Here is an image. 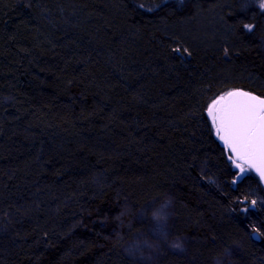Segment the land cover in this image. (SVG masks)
Here are the masks:
<instances>
[{
  "label": "trees",
  "instance_id": "trees-1",
  "mask_svg": "<svg viewBox=\"0 0 264 264\" xmlns=\"http://www.w3.org/2000/svg\"><path fill=\"white\" fill-rule=\"evenodd\" d=\"M235 88L264 95L251 0H0V264H136L156 199L189 238L158 264H264V187L206 112Z\"/></svg>",
  "mask_w": 264,
  "mask_h": 264
},
{
  "label": "snow or ice",
  "instance_id": "snow-or-ice-1",
  "mask_svg": "<svg viewBox=\"0 0 264 264\" xmlns=\"http://www.w3.org/2000/svg\"><path fill=\"white\" fill-rule=\"evenodd\" d=\"M251 2L258 3L259 10L264 12V0ZM140 7L143 8V5ZM253 27L252 24L243 25L248 31ZM173 51L181 55L183 53L191 55L186 48L183 49V53L179 47ZM224 55L226 57L229 55L228 49L224 50ZM207 114L216 135L232 154L229 159L240 170L237 175L252 169L264 181V95H255L251 91L235 88L213 99L207 106ZM251 204L254 206L256 201H251ZM242 211L247 212L248 208L245 207ZM261 228H264V222L259 227L255 224L251 226L253 238L264 237Z\"/></svg>",
  "mask_w": 264,
  "mask_h": 264
},
{
  "label": "rangeland",
  "instance_id": "rangeland-1",
  "mask_svg": "<svg viewBox=\"0 0 264 264\" xmlns=\"http://www.w3.org/2000/svg\"><path fill=\"white\" fill-rule=\"evenodd\" d=\"M175 219L176 210L170 199H156L146 204L138 216L141 229L124 247L127 258L136 264H158L168 252L187 253L189 238L175 236ZM2 221L0 215V236L5 232ZM229 258L230 253L217 259L215 264H231Z\"/></svg>",
  "mask_w": 264,
  "mask_h": 264
},
{
  "label": "water",
  "instance_id": "water-1",
  "mask_svg": "<svg viewBox=\"0 0 264 264\" xmlns=\"http://www.w3.org/2000/svg\"><path fill=\"white\" fill-rule=\"evenodd\" d=\"M242 90H244V89H242ZM244 91H247V90H244ZM254 94H255V95H259V94H257V93H254ZM206 112H207V111H206ZM207 115H208V114H207ZM208 117H209V116H208ZM209 119H210V117H209ZM210 121H211V119H210ZM211 124H212V121H211ZM215 138H216V140H218V142L220 143V145L226 149V151H227V153H228V160L233 164L232 160L229 159V157L232 155L231 152L225 147L223 141H221V140L219 139V137L216 135V132H215ZM233 166H234V171H236L237 174H238L240 170H239L238 168H236V166H235L234 164H233ZM249 171H251V172H252V173H253V174H254V175L260 180L262 186L264 187V181H262V180L260 179L259 175H258L254 170H252V169H249ZM237 174H236V178H235V181H236L235 186H237V184H239L240 182L243 181V179H244V178L247 176V174H248V170H247L246 172L240 174V175H237ZM247 202H248V200H245V203H247ZM252 207L255 208V205H254V206L252 205ZM256 239H257V238H256ZM258 239H259V238H258ZM258 239H257V240H258Z\"/></svg>",
  "mask_w": 264,
  "mask_h": 264
},
{
  "label": "flooded vegetation",
  "instance_id": "flooded-vegetation-1",
  "mask_svg": "<svg viewBox=\"0 0 264 264\" xmlns=\"http://www.w3.org/2000/svg\"><path fill=\"white\" fill-rule=\"evenodd\" d=\"M249 172H251V171L248 170V173H249ZM247 175H248V174H247Z\"/></svg>",
  "mask_w": 264,
  "mask_h": 264
}]
</instances>
